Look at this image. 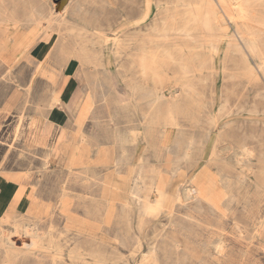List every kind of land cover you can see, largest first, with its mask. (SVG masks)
I'll use <instances>...</instances> for the list:
<instances>
[{
	"label": "rangeland",
	"instance_id": "1",
	"mask_svg": "<svg viewBox=\"0 0 264 264\" xmlns=\"http://www.w3.org/2000/svg\"><path fill=\"white\" fill-rule=\"evenodd\" d=\"M186 1L0 0V264H264V0Z\"/></svg>",
	"mask_w": 264,
	"mask_h": 264
},
{
	"label": "bare ground",
	"instance_id": "2",
	"mask_svg": "<svg viewBox=\"0 0 264 264\" xmlns=\"http://www.w3.org/2000/svg\"><path fill=\"white\" fill-rule=\"evenodd\" d=\"M176 2L178 1H182V0H175ZM213 1V0H212ZM211 0H187L186 1V4H183L185 5L184 6V10L182 11L183 15L186 16V20L183 24L182 27H180V29L177 31V32H180L181 35H183L185 38H192L193 36V30L196 28V26H199V24L205 26L206 28H209L211 29L212 27H221L219 24L216 23H212L213 22V19L210 18V15H209V12L208 11H204L203 12H200L198 10L194 11L192 9V7H189L188 4H201V3H209V2H212ZM241 2H248L250 0H240ZM220 8L222 7H225L226 6V0H216L215 1ZM67 4L68 2L63 6V10H65V8L67 7ZM238 5V4H237ZM212 7V6H211ZM244 5L243 4H240V7H239V16H242V12L244 11ZM208 9V8H207ZM218 11V10H217ZM173 12V11H172ZM174 13L173 12L172 14H170V17L173 18L174 16ZM227 14H228V17H232V13L227 10ZM262 15L264 16V11L262 12ZM212 16V15H211ZM214 16V15H213ZM212 16V17H213ZM201 18V19H200ZM220 18V16H219ZM218 18V19H219ZM199 23V24H198ZM171 25V24H170ZM163 26V28H161V34L158 36V37H162L164 39L168 38L169 37V32L172 30H177L178 28L176 26ZM196 25V26H195ZM195 26V27H194ZM204 27V28H205ZM201 29V28H200ZM158 31V30H156ZM201 33V32H199ZM236 34V38L238 40H241L243 41L245 47L247 48V50H249L251 52V54H253L255 51V49H258L259 46V41L255 40V39H249V38H246L245 35H243L241 32L238 31V33H235ZM251 34V33H250ZM180 35V34H179ZM257 35V38H259L260 35H258V33H256ZM148 37L145 38V42L143 44L140 45V50H146V51H142L141 52V55L139 56V61L141 63V69H145V64L148 63V61L150 62H154L156 61V53H158V51H153L152 49L154 47L158 48V41H151L150 38H149V35H146ZM229 36V35H228ZM179 36H177L178 38ZM200 37V36H199ZM206 37V36H205ZM171 38V37H170ZM212 38V37H211ZM176 39V38H174ZM218 39V37H217ZM194 40V38H193ZM181 41V40H180ZM206 41V40H205ZM210 41V40H209ZM215 41V40H214ZM232 41V40H231ZM206 43V42H205ZM228 43V42H227ZM203 44V42L201 43ZM229 44V43H228ZM172 45L174 46H177L179 45L178 43H173ZM191 46V45H190ZM206 48L209 49L210 51H207V55L205 54L206 57H204L203 59L205 60V62L208 60L209 63H213L214 61V58H215V55L218 53V46L216 44H213L212 42H208L206 43ZM235 48L238 47V42L235 43ZM180 54H177V58L176 59V63L178 65L181 66V70L183 71L184 74L190 72V69L189 67L186 65V63L188 62V59H189V56L190 55H186L182 50H180ZM259 53V55L261 56L262 58V62L261 64H259L257 66L258 70H261L263 73H264V51H257ZM161 54H164L165 57L167 58H170V59H173L174 60V54L171 52V51H161ZM191 55H194L195 58L197 59L198 61V58L202 55H204V51H194L193 53H191ZM244 58V57H243ZM149 59V60H148ZM201 60V59H199ZM246 61V59H245ZM184 69V70H183ZM256 69H254L252 66H248L246 65L244 67V71H245V74L249 77H254L257 75V71ZM249 79V78H248ZM177 91V90H176ZM242 149V148H241ZM239 150V149H238ZM241 151V150H240ZM246 151V150H245ZM236 152V151H235ZM242 152V151H241ZM251 155V154H250ZM234 156V155H233ZM238 157H241V156H238ZM235 158V157H234ZM243 160V159H242ZM241 160V162H242ZM178 164V163H176ZM175 164V165H176ZM131 192V191H130ZM5 197L2 196V194L0 195V211H1V208L3 207V204H5V202L7 201V196L11 195V191L10 190H3L2 192ZM198 199V198H197ZM137 201V200H136ZM139 205V203H138ZM25 229V228H24ZM8 234V233H7ZM9 235V234H8ZM6 239V238H5ZM9 240V239H8ZM35 242V241H33ZM219 246V245H218ZM217 246V248H218ZM220 247V246H219ZM32 247H30V249H32ZM152 252V251H151ZM147 254V253H146ZM151 254V253H150ZM147 257V256H146Z\"/></svg>",
	"mask_w": 264,
	"mask_h": 264
},
{
	"label": "crops",
	"instance_id": "3",
	"mask_svg": "<svg viewBox=\"0 0 264 264\" xmlns=\"http://www.w3.org/2000/svg\"><path fill=\"white\" fill-rule=\"evenodd\" d=\"M46 51H47V49H46ZM64 88H65V86H64ZM64 88L62 89V92H61V94L60 95H62V93H63V91H64ZM61 104H63V103H61ZM58 109L59 110H61L63 113H62V115L64 116V119L62 120V122L61 123H56V122H54V121H51V119H49V117H48V119H47V117H46V119H47V121L50 123V124H52L53 126H55V127H62V128H65L66 127V125H67V120L68 119H70V112H68V111H66L65 109H63L62 107H60V106H58ZM57 129V128H56ZM7 180V179H6ZM8 182H11L12 184H14V186L15 187H18L20 184L19 183H15V182H13V181H9V180H7ZM3 190H10L11 191V195L13 194L12 192V187L11 186H9L8 184H6V183H0V194H2V192H3Z\"/></svg>",
	"mask_w": 264,
	"mask_h": 264
},
{
	"label": "water",
	"instance_id": "4",
	"mask_svg": "<svg viewBox=\"0 0 264 264\" xmlns=\"http://www.w3.org/2000/svg\"><path fill=\"white\" fill-rule=\"evenodd\" d=\"M68 2V0H54L55 3V11H61L63 6Z\"/></svg>",
	"mask_w": 264,
	"mask_h": 264
}]
</instances>
